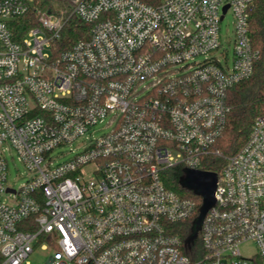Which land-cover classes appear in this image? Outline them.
Returning <instances> with one entry per match:
<instances>
[{
	"label": "built area",
	"instance_id": "obj_1",
	"mask_svg": "<svg viewBox=\"0 0 264 264\" xmlns=\"http://www.w3.org/2000/svg\"><path fill=\"white\" fill-rule=\"evenodd\" d=\"M255 1L69 0L18 40L33 0H0V264H30L42 242L50 264H264V114L236 154L217 146L229 92L262 56ZM229 13L233 58L222 62ZM72 17L89 33L58 53ZM107 120L111 131L93 139ZM12 152L28 172L19 188L7 183ZM216 160L226 163L193 262L178 232L198 202L169 189L168 172L214 173Z\"/></svg>",
	"mask_w": 264,
	"mask_h": 264
},
{
	"label": "trees",
	"instance_id": "obj_2",
	"mask_svg": "<svg viewBox=\"0 0 264 264\" xmlns=\"http://www.w3.org/2000/svg\"><path fill=\"white\" fill-rule=\"evenodd\" d=\"M143 1L155 6L162 0ZM67 3H69V0H33V5L27 15L15 21L13 27H15L17 39L23 37L30 29L40 26L41 13L55 11L56 6H66ZM251 30L252 38L261 50L262 56L256 65L253 76L234 86L229 92L231 111L228 115L225 131L217 144L218 148L228 156L236 154L243 147L249 138L255 119L264 114V0H256L251 9ZM88 33L89 27L76 17H72L63 31L61 40L58 43L59 48L56 51L59 53L61 50L70 48L76 42L85 38ZM225 163L224 160H216V164L209 166L207 170L220 174ZM168 173L166 186L169 189L193 197L198 202L196 216L181 224V230L178 232L180 237L187 242L194 233L195 221L200 214L203 199L195 191L185 187L184 181L187 178V169L178 168L170 170ZM28 223L32 225L29 230H37V226L32 221ZM184 253L193 262L202 257L203 250L199 236L185 247Z\"/></svg>",
	"mask_w": 264,
	"mask_h": 264
},
{
	"label": "rangeland",
	"instance_id": "obj_3",
	"mask_svg": "<svg viewBox=\"0 0 264 264\" xmlns=\"http://www.w3.org/2000/svg\"><path fill=\"white\" fill-rule=\"evenodd\" d=\"M66 6H56L55 11L59 9H65ZM234 18L231 13L227 15V17L224 19V21L221 23V36H222V42H223V48L220 49V51L216 54L217 57L224 62L226 55H228V58L232 61L233 58V48H230L228 44H226L225 39L232 38L233 37V29H234ZM203 59H200L202 61ZM109 123V120L104 122L103 124H100L96 127L95 133H93L92 138L96 139L99 138L105 134H108L111 131L110 127H107ZM80 145L76 144L73 146H68L63 149H57L53 157L55 158L56 163H62L65 161H68L73 158L75 153H72L71 151L77 149ZM78 152L81 150L77 149ZM9 171H8V185L13 186L15 188H19L21 185H23L28 180V172L25 168V166L18 160V156L12 152L11 155H9ZM92 171V168H87L85 170V173H90ZM42 243H39L35 246L34 252L29 256L28 261L30 264H50L51 257L53 256V250L47 248H42ZM245 254H251L255 251V247L253 245H248L243 249ZM72 264V263H70Z\"/></svg>",
	"mask_w": 264,
	"mask_h": 264
},
{
	"label": "water",
	"instance_id": "obj_4",
	"mask_svg": "<svg viewBox=\"0 0 264 264\" xmlns=\"http://www.w3.org/2000/svg\"><path fill=\"white\" fill-rule=\"evenodd\" d=\"M228 7L224 9L226 13ZM218 183L217 173L200 172V171H187V178L184 181L185 187L195 191L196 194L202 197L203 205L200 214L195 221L194 233L192 237L187 240L190 245L197 237L203 221L208 211L215 205V192Z\"/></svg>",
	"mask_w": 264,
	"mask_h": 264
}]
</instances>
